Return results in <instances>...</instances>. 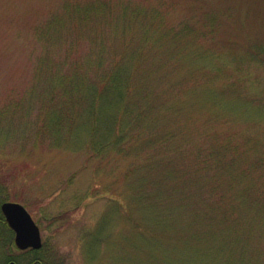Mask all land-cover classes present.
Listing matches in <instances>:
<instances>
[{"label":"rangeland","instance_id":"rangeland-1","mask_svg":"<svg viewBox=\"0 0 264 264\" xmlns=\"http://www.w3.org/2000/svg\"><path fill=\"white\" fill-rule=\"evenodd\" d=\"M101 4H107L106 8H96ZM68 5H89L98 14L89 13V20L75 26L72 15L65 14ZM75 20L80 22L78 16ZM185 25L194 27L198 42L179 48L182 63L171 66L166 53L159 52L160 44L152 41L156 51L150 54L156 58L149 84L160 103L172 105L169 111L191 101L195 106L184 114H167L155 125H151L154 119L141 121L139 127L148 128L144 139L156 130L166 134L164 142L171 145L167 150L183 147L184 155L177 164L195 168L217 136L223 142L234 137L242 143L248 133L264 142V123L257 124L264 122L260 107L238 99L236 92L222 93L229 81L245 80L241 90L247 96L264 97V58L253 60L246 54L249 47H264V0H0V202L24 205L40 222L43 240L59 261L264 264V237L255 228L248 240L249 253L245 252L247 244L243 243L246 246L241 251V243L229 246L226 241L211 240L212 225L197 229L211 215L219 217L213 221L221 227L225 211L191 206L175 213L161 206L157 193L158 182L164 184L159 174L163 169L159 171L154 162L140 166L138 158L118 156V148H125V143L115 141L103 149L104 140L93 142L86 123L87 108L76 110L80 119L63 148H52L48 140L38 137V118L52 101L39 95L47 84L50 63L68 68L91 61L92 56L96 61L100 54L95 51L101 46L106 50L104 61H110L122 52V41H139L143 31L161 41L163 33L169 34L164 30ZM195 49L213 56L197 59ZM186 70L195 74L182 84ZM38 74L40 82L44 79L42 84L35 79ZM79 96L74 94L70 101H80ZM109 100L108 96L103 100L104 109L113 113L117 109ZM218 114L230 123L222 124ZM178 125L181 131L186 128L184 134ZM149 151L153 156H168L165 149H148L143 154ZM215 176L214 170L209 171L202 191L214 189ZM225 177L220 180L221 191L230 203L233 192L228 191ZM214 193L209 201L220 197ZM216 228L211 232L221 231ZM195 229L205 232L204 240L194 241ZM247 230L244 227L241 232Z\"/></svg>","mask_w":264,"mask_h":264},{"label":"trees","instance_id":"trees-1","mask_svg":"<svg viewBox=\"0 0 264 264\" xmlns=\"http://www.w3.org/2000/svg\"><path fill=\"white\" fill-rule=\"evenodd\" d=\"M101 5H96L98 6L96 8L101 9V7L106 8L107 6V4ZM91 9L94 8L89 5H75L74 7L68 5L67 13L65 12V14L72 15L74 25L79 26L89 20V13L98 14V10ZM73 15L80 18L79 23L76 22ZM60 23L64 25L63 21ZM176 30V28L164 30L169 32V34L163 33L161 41L158 38L155 40L148 31H143L139 41L135 40L134 43L127 40L122 41V45H124L122 52L110 61H104L102 54L106 50L101 46L95 51L97 55L98 53L100 54V57L97 56L99 59L96 61L92 60L95 59L92 56L91 61H81V63H76L68 68H64L65 65H59L60 67H58L53 62L50 63L48 67L49 76L46 78L47 84L39 92V95H43L44 99L49 98L52 101L45 110L43 109L38 118L40 125L38 137L43 141L48 140L52 148H63L70 142L74 126L80 119L79 117L78 119L76 118L78 116V114H75L76 110L78 112L87 108L86 123L91 138L94 140L93 142L97 138L104 140L103 149L106 147L108 149L115 141L117 144L125 143V148H118V156L123 155L125 159L126 157L127 159L138 158L140 166L154 162L157 166L159 165V171L163 169L160 172L158 171L164 180V184L158 182L160 189L157 196L160 199L161 206L167 208L168 212L172 211L175 213H180L186 208L190 209L191 206L203 207L205 210L207 208L208 210L225 211L224 214L221 213V227L213 221L219 217L211 215L206 217L208 219H202L197 229L212 225L211 227L215 228L211 229V231H216L215 229L218 227L221 231L217 233L210 231L211 240L226 241L225 243H228L229 246L235 242L247 244L245 252L249 253L247 252L250 249L248 240L254 235L252 230L255 228L261 235L260 238L264 237V142L260 138L254 137L253 134L248 133L244 136V142L242 143L235 141L234 137H229L223 142L217 136V138L211 140L213 144L207 148L204 154L205 157L201 158L200 165L195 168L190 166L184 168V166L177 164V160L184 155L182 146L169 151L167 148L169 149L171 145L164 142V135L166 136V134L156 130L152 137L148 136L144 139L143 134L146 133L148 128L139 127L141 121L154 119L155 121L151 122V125H155V122H163L167 114H184L187 110L190 112L195 106V103L192 104L193 102L191 101L181 108L177 105L173 111H169L168 107L172 105L160 103L158 101L160 96L150 90V68L156 58L154 54L152 56L150 54L156 51L153 47L159 43V52L163 50L166 53L171 66H179L182 63V57L178 54L179 48L191 47L199 40L198 34L192 25H185L181 29ZM176 35L177 38L175 39ZM152 41L156 44L152 43ZM249 50L250 52L247 51L246 54L251 56L253 60L264 58V47H249ZM206 56L213 55L205 50L202 52L195 49V58L203 59ZM186 71V74L182 77V84L187 79L191 80L195 74V72L192 73L190 70ZM39 74L35 79L42 84L44 79L40 82ZM244 82L245 80L229 81L222 93L232 92L234 94L236 92L238 99H248L244 101L252 106L257 104L261 113H264V97L258 95L255 97L247 96L241 90L242 85L245 84ZM74 94L75 96L80 94V101L77 102V99L70 101L73 99ZM107 96L110 98L109 105L116 107L117 111L113 113L105 112L103 100ZM61 97L65 98L63 102ZM146 102L152 105L148 106L145 104ZM96 110L97 114H95ZM221 116V114H218L216 118L219 121H223L221 123L227 126L230 121L221 118ZM226 117L232 121L231 117L227 115ZM242 120L248 121V119ZM263 123L261 121L257 124L263 125ZM177 128L180 133L186 132L185 127V130L182 129L181 131V125H178ZM129 133H131L130 137L128 136ZM80 143L83 144L82 141ZM148 149L153 151L165 149L168 156L161 157L159 154L153 156L150 151L147 155H144L143 153ZM144 156L147 157L145 160H143ZM240 164L244 165V170ZM213 170L216 172V176L212 180L215 183L214 189L209 188L206 192L205 190L202 191L203 182L209 179V171ZM224 175H227L224 179H227L229 184L228 191L231 190L233 192L229 197L230 203L227 202V195L221 191L223 182L220 180ZM188 187L189 189L187 190ZM214 192L219 193L220 197L216 200H210L213 202L209 206V198L215 194ZM205 193L208 195L207 198H205ZM244 227L248 230L243 233L241 231ZM195 232L194 241H200L207 236L203 231L200 232V230L195 229ZM245 246H243L241 251L245 249ZM255 255L257 254L255 253ZM240 264L242 263L240 262Z\"/></svg>","mask_w":264,"mask_h":264},{"label":"flooded vegetation","instance_id":"flooded-vegetation-1","mask_svg":"<svg viewBox=\"0 0 264 264\" xmlns=\"http://www.w3.org/2000/svg\"><path fill=\"white\" fill-rule=\"evenodd\" d=\"M3 203L1 202L0 205V264H65L63 260L59 261L58 258L52 256L48 243L43 240L40 222L34 219L33 215L34 222L40 228L43 244L39 249L34 247L22 249L18 247L15 242L17 234L7 222L2 211Z\"/></svg>","mask_w":264,"mask_h":264},{"label":"water","instance_id":"water-1","mask_svg":"<svg viewBox=\"0 0 264 264\" xmlns=\"http://www.w3.org/2000/svg\"><path fill=\"white\" fill-rule=\"evenodd\" d=\"M2 211L7 222L17 234L15 242L18 247L39 249L42 246L40 228L34 222L30 212L21 203L7 201L2 205Z\"/></svg>","mask_w":264,"mask_h":264}]
</instances>
